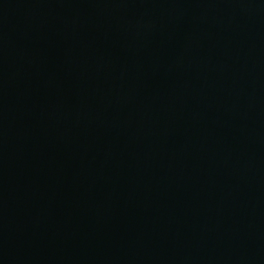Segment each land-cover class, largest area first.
<instances>
[{"label":"water","instance_id":"water-1","mask_svg":"<svg viewBox=\"0 0 264 264\" xmlns=\"http://www.w3.org/2000/svg\"><path fill=\"white\" fill-rule=\"evenodd\" d=\"M0 109L216 264H264V0H0Z\"/></svg>","mask_w":264,"mask_h":264}]
</instances>
